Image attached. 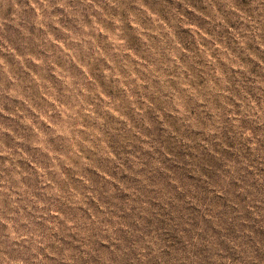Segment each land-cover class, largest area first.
<instances>
[{"label":"clouds","instance_id":"obj_1","mask_svg":"<svg viewBox=\"0 0 264 264\" xmlns=\"http://www.w3.org/2000/svg\"><path fill=\"white\" fill-rule=\"evenodd\" d=\"M0 264H264V0H0Z\"/></svg>","mask_w":264,"mask_h":264}]
</instances>
